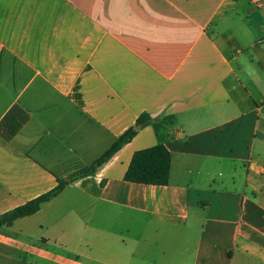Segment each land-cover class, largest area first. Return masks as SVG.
<instances>
[{"label": "crops", "instance_id": "0c3cea01", "mask_svg": "<svg viewBox=\"0 0 264 264\" xmlns=\"http://www.w3.org/2000/svg\"><path fill=\"white\" fill-rule=\"evenodd\" d=\"M263 37L264 0H0V215L149 115L0 264H264ZM157 143L168 183L124 180Z\"/></svg>", "mask_w": 264, "mask_h": 264}, {"label": "trees", "instance_id": "16d2710c", "mask_svg": "<svg viewBox=\"0 0 264 264\" xmlns=\"http://www.w3.org/2000/svg\"><path fill=\"white\" fill-rule=\"evenodd\" d=\"M148 121L149 115L147 113L140 114L134 125L121 133L93 162L77 168L66 178L58 179L57 184L52 189L1 214L0 227L3 225H10L16 218L36 212L40 208L41 203L56 196L69 183L79 178L94 174L98 167L106 162L120 149V147H122V145L130 141L136 134L138 128L148 123ZM170 165V151L162 143H157L135 150L132 153L128 166L124 172L123 179L136 183L165 185L169 180Z\"/></svg>", "mask_w": 264, "mask_h": 264}, {"label": "rangeland", "instance_id": "374dc122", "mask_svg": "<svg viewBox=\"0 0 264 264\" xmlns=\"http://www.w3.org/2000/svg\"><path fill=\"white\" fill-rule=\"evenodd\" d=\"M170 246H171V249H172L173 252H174V247H178V246L175 245V243H172V245H170Z\"/></svg>", "mask_w": 264, "mask_h": 264}, {"label": "built area", "instance_id": "2783aa9c", "mask_svg": "<svg viewBox=\"0 0 264 264\" xmlns=\"http://www.w3.org/2000/svg\"><path fill=\"white\" fill-rule=\"evenodd\" d=\"M261 41H264V37L261 39Z\"/></svg>", "mask_w": 264, "mask_h": 264}]
</instances>
